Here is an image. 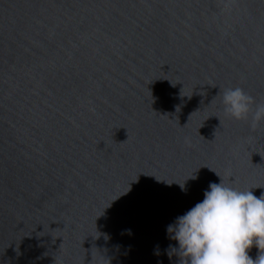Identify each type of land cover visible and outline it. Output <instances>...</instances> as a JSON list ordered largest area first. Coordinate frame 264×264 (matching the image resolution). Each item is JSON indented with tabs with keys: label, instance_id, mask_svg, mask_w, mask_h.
I'll return each instance as SVG.
<instances>
[{
	"label": "water",
	"instance_id": "95a60500",
	"mask_svg": "<svg viewBox=\"0 0 264 264\" xmlns=\"http://www.w3.org/2000/svg\"><path fill=\"white\" fill-rule=\"evenodd\" d=\"M236 87L264 102V0H0V264H177L211 183L264 193Z\"/></svg>",
	"mask_w": 264,
	"mask_h": 264
},
{
	"label": "clouds",
	"instance_id": "9594fccd",
	"mask_svg": "<svg viewBox=\"0 0 264 264\" xmlns=\"http://www.w3.org/2000/svg\"><path fill=\"white\" fill-rule=\"evenodd\" d=\"M218 95L225 116L250 118L254 129L264 121V102L256 103L242 88H227ZM209 187L202 202L168 226L169 238L178 243V248L169 245L177 264H264V193L256 197L222 180ZM253 247L258 249L255 259L249 255Z\"/></svg>",
	"mask_w": 264,
	"mask_h": 264
}]
</instances>
